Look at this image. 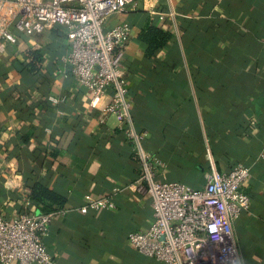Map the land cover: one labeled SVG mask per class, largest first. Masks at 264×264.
<instances>
[{
	"label": "crops",
	"instance_id": "obj_1",
	"mask_svg": "<svg viewBox=\"0 0 264 264\" xmlns=\"http://www.w3.org/2000/svg\"><path fill=\"white\" fill-rule=\"evenodd\" d=\"M124 21L123 76L145 148L164 162L158 178L200 189L212 170L250 167V207L232 224L239 264H264V0H135L106 26ZM10 27L18 43L0 39V214L40 213L30 199L39 182L65 198L44 238L58 264H164L128 241L151 226L153 208L137 190L134 143L114 116L99 120L108 94L91 106L65 66L64 28ZM30 50L42 54L37 71L26 68ZM87 193L116 208L82 210Z\"/></svg>",
	"mask_w": 264,
	"mask_h": 264
},
{
	"label": "built area",
	"instance_id": "obj_2",
	"mask_svg": "<svg viewBox=\"0 0 264 264\" xmlns=\"http://www.w3.org/2000/svg\"><path fill=\"white\" fill-rule=\"evenodd\" d=\"M135 0H0V39L17 44L10 25L32 35L62 27L71 44L64 57L67 70L91 92L97 108L105 95L100 122L114 116L118 129L131 140L143 168L137 190L151 200L153 221L146 230L128 235L142 255L164 264H239L233 221L250 207L242 186L251 168L237 163L225 172L212 170L203 188L192 189L179 181L160 180L164 162L145 148L146 133L136 129L121 58L130 39L131 25L108 20L127 11ZM18 9L14 19L6 10ZM57 103L58 99L49 96ZM261 157L264 158V149ZM82 210H112L116 203L106 196L87 193ZM58 211L21 212L11 218L0 214V264H58L45 245Z\"/></svg>",
	"mask_w": 264,
	"mask_h": 264
},
{
	"label": "trees",
	"instance_id": "obj_3",
	"mask_svg": "<svg viewBox=\"0 0 264 264\" xmlns=\"http://www.w3.org/2000/svg\"><path fill=\"white\" fill-rule=\"evenodd\" d=\"M29 57L30 60L26 64V68H29L28 70L30 72L37 71L38 64L42 62L41 52L39 50H30ZM30 199L32 203L37 206L40 213L50 212V209L54 204L62 206L65 203V198L61 194L39 182L32 187Z\"/></svg>",
	"mask_w": 264,
	"mask_h": 264
}]
</instances>
